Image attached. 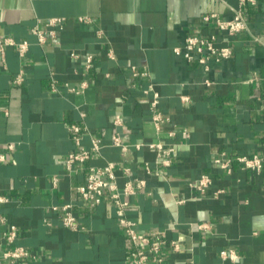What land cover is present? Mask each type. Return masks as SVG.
<instances>
[{"label":"crops","instance_id":"obj_1","mask_svg":"<svg viewBox=\"0 0 264 264\" xmlns=\"http://www.w3.org/2000/svg\"><path fill=\"white\" fill-rule=\"evenodd\" d=\"M239 1L0 0V36L29 44L24 57L0 50V150L14 146L0 164V264H133L146 246L125 234L109 196L89 210L77 191L89 168L109 164L120 188L146 181L125 216L137 232L166 241L163 264H264V170L238 161L264 156V0L246 7L250 31L239 36L203 22L230 20ZM54 18L65 21L40 44L32 29L49 31ZM211 35L231 47V59L206 69L176 52L189 36ZM85 150L90 159L69 171L68 156ZM219 159L231 160L230 172ZM203 176L212 179L205 193L194 187ZM65 205L76 231L54 210ZM12 227L14 246L33 259L5 257Z\"/></svg>","mask_w":264,"mask_h":264},{"label":"built area","instance_id":"obj_2","mask_svg":"<svg viewBox=\"0 0 264 264\" xmlns=\"http://www.w3.org/2000/svg\"><path fill=\"white\" fill-rule=\"evenodd\" d=\"M249 5H256V0H240L239 7L235 11V15L230 20H224L217 15L204 16L203 22L209 24L213 22L216 29L220 33H224L227 38H233L250 31V25L245 17V9ZM65 20L63 18H54L47 21L46 31L41 28L40 25H36L32 29V34L38 39L40 44H45L47 40V34L52 37L56 36L54 28L61 26ZM81 23H89V18H80ZM40 23V22H39ZM257 42L262 43L259 38L255 39ZM7 47H15L19 56L24 57L28 51V42L16 43L12 39H3L0 36V50L4 51ZM177 53H182L189 62H198L200 65L208 68V63L211 60L223 61L229 60L233 56V50L229 45H219L217 42V36H189L185 40V44L182 48L176 49ZM92 58L88 59V67H91ZM24 82V74L21 72L15 79L17 85H22ZM264 83V79H263ZM157 102L153 103L156 106ZM154 121L158 128H161L164 123V118L160 114L154 115ZM72 130L75 134L80 132V128L73 126ZM78 140V139H77ZM115 144L120 145V139L115 138ZM93 150L98 151L100 144L98 140L93 143ZM152 148H157L162 155L170 156L172 150H165L161 145H152ZM14 150L13 145H8L6 150H0V164L7 162V153ZM90 151L85 150L79 153H72L68 156L65 164L69 171L73 170L74 166L83 164L90 159ZM238 161L242 167L246 170H251L257 174H261L264 170V156H242L238 158ZM216 163L223 170L231 171L230 159H219ZM165 166L171 164L169 159L163 161ZM146 172L151 173V168L146 167ZM58 179L55 180V185ZM212 185V179L209 176H203L194 185V187L201 193H205L206 190ZM146 187V181L143 179H137L135 182L127 181L125 185L120 188L117 184V177L115 167L113 164H109L103 168H89L88 178L84 185L77 188L82 205L89 210L97 208L103 201L106 195L109 196L113 204L117 208V213L120 216V224L123 226L125 234L136 246H146V249H137L132 254L133 264H163V258L161 257V250L166 241L163 240L160 234H154L151 236L141 234L135 229L133 221L129 220L125 216L126 210L131 206L130 199L136 196L140 190ZM7 200L0 198V203H4ZM72 205H65L62 207H55L54 210L61 211L63 214V225L70 230H77L79 224L77 217L75 216ZM6 241L9 246H12L5 253L7 259L18 261L21 259H33L35 255L20 246H14L17 239V228L12 227L6 234ZM174 250L179 249L177 242L172 243ZM225 257H229L232 260L237 258L234 252L224 253Z\"/></svg>","mask_w":264,"mask_h":264}]
</instances>
